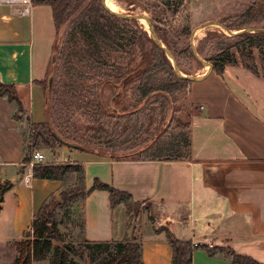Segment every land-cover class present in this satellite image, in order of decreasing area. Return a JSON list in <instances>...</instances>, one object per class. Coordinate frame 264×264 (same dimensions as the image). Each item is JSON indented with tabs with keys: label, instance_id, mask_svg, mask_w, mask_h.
<instances>
[{
	"label": "crops",
	"instance_id": "obj_1",
	"mask_svg": "<svg viewBox=\"0 0 264 264\" xmlns=\"http://www.w3.org/2000/svg\"><path fill=\"white\" fill-rule=\"evenodd\" d=\"M39 5L47 4L0 3V82L14 86L22 110L31 117L37 112L36 122L43 116L41 81L55 32L48 35L42 73L36 72L32 8ZM230 71L225 67L220 75L206 67L192 75L200 78L186 91L188 111L193 107L188 159L112 160L58 149L60 159L83 164L86 189L97 179L133 200L129 211L124 203L111 206L108 191L90 190L83 200L86 241L122 240L127 216L133 214L144 264L171 263L163 226L198 245L192 264H234L231 252L264 264V97ZM17 104L0 95V184H6L0 244L23 238L41 203L60 187V181L38 178L31 187L24 184L25 138L14 116Z\"/></svg>",
	"mask_w": 264,
	"mask_h": 264
},
{
	"label": "rangeland",
	"instance_id": "obj_2",
	"mask_svg": "<svg viewBox=\"0 0 264 264\" xmlns=\"http://www.w3.org/2000/svg\"><path fill=\"white\" fill-rule=\"evenodd\" d=\"M166 1L167 5L163 0H112L117 6L115 11L124 14H146L152 17L157 34L165 36L169 46L177 55L179 67L190 75L204 67L190 54L188 48L192 30L202 23L217 22L224 17L241 14L252 6L255 20L247 26L264 27V0ZM178 1H181L180 6H178ZM102 10L104 9L101 0H87L56 33H53L51 51L47 58L49 73L43 82L44 91L48 76L51 74L53 78L47 111L43 107L41 121L36 122L39 116L35 110H33L32 117L24 111L15 110L14 116L21 123L25 145L36 144L37 149L45 155V160L41 164L73 163L71 160H62L58 157V149L62 146H56V149L52 151L40 137L35 138L34 127L45 122L46 115L54 130L66 133L73 143L80 142L89 147L106 149V142H116L118 143L116 150L121 153L129 152L124 149V145L132 146L149 133L155 134L158 130H164L168 126L171 127L170 131L178 127L187 129L190 126V113L193 112V107L188 111L187 89L181 90L175 100L172 97H154L135 116L128 115L123 118L115 115L102 116L98 110H94V107L87 104L86 101L90 96L88 92H91L89 86L85 85V98L82 99L84 103L74 95V85L68 86L67 82L70 83L76 73H85L88 78L102 77L103 74L112 70L109 65L103 63V59L107 58H110L109 62L114 59V62L118 64L115 71H112L113 74L125 67L123 64H127V69L124 70L127 72L133 67L134 56L136 61L140 60L139 34L145 31L148 36L150 35L144 29L143 21L104 16ZM32 14H34L32 25L34 68L36 72L42 73L48 35L54 30L50 6H35L32 8ZM229 23L235 26L236 22ZM82 28L87 29L89 37ZM133 32H136V44L133 41ZM226 36H228L227 32L216 25L201 27L195 33L194 48L203 57H212L219 50L218 42L224 40ZM144 43L148 62L154 64L156 59L153 58L152 52L149 54V51H153L152 44L146 41ZM52 56H54V65L51 63ZM124 57L126 60L123 59ZM223 57L226 61L224 68H230L233 78L243 81V86L250 90L252 88L255 93L264 97L263 48L256 45L231 48L229 53ZM133 85L134 83L131 84ZM112 93L113 91L109 89L104 91L103 102L107 111H110L109 106H114L119 111H130L138 107L141 101V98L137 96L135 103L130 86L124 89L116 99L115 97L111 99ZM43 98L42 95V106H44ZM110 99L113 100L111 105H109ZM108 114L112 115V112ZM63 146L69 148L66 145ZM75 152L80 151L75 149ZM82 220L83 202L78 199L69 205L64 215V224L60 226L64 234V242L73 246L76 253L74 258L78 264H107L109 256L106 252L101 256L96 255L98 250L83 238ZM126 228L124 238L139 241L138 222L133 214L127 216ZM15 243L14 241L0 244V264L13 263L18 256ZM38 264H48V261Z\"/></svg>",
	"mask_w": 264,
	"mask_h": 264
},
{
	"label": "trees",
	"instance_id": "obj_3",
	"mask_svg": "<svg viewBox=\"0 0 264 264\" xmlns=\"http://www.w3.org/2000/svg\"><path fill=\"white\" fill-rule=\"evenodd\" d=\"M86 1L87 0H31L34 4H47L50 6L55 33ZM163 2H165L166 5L168 4L166 0H163ZM180 4L181 1H178V6H180ZM102 11L104 13L102 15L104 16L109 15L113 18H119L108 13L105 9ZM253 15L252 6H250L243 13L224 17L218 22L228 30L238 31L234 29L237 28L241 30L250 27L247 25L254 22L255 17ZM150 19L153 23L154 19L152 17H150ZM232 21L236 22L235 26H231L229 23ZM153 27L158 38L173 53L177 66L179 67L177 55L169 46L165 36L157 34V28L154 24ZM82 30L85 31L86 36L89 37L87 29L82 28ZM132 35L133 41H135L134 43L136 44V32H133ZM145 41L152 44L153 51H149V54L151 52L153 53V58L156 59L154 64L148 62L149 58L145 50ZM138 45L140 49V60L136 61V57L134 56L132 60L133 67L127 72H124V70L127 69V64H123L125 67L120 68L116 74H113L112 71H115L116 65L118 64L114 62V59L109 62L108 59L110 58L106 57L107 59H103V63L109 65L112 69L109 73L103 74L102 77L98 78H88L85 73L79 72L75 74V78L71 80L70 83L67 82V85H74L73 93L83 103L84 101L82 99L85 98V85L89 86L91 92H88L90 96L86 103L94 107V110H98L102 116L108 117L114 115L119 118L128 115L135 116L136 113L154 97H172L173 100H175L177 94L180 93L181 90L187 89L191 81L176 75L164 50L159 47L153 41L151 35L148 36L145 31L139 34ZM218 45L219 50L212 57H203L198 50L196 51L202 59L212 64V69L214 71L221 75L223 74L226 64L223 56L228 54L231 48H243L245 46L256 45L263 48L264 51V32H239L234 35H228L224 40L218 42ZM188 48L190 54L195 57L190 45ZM123 59L126 60V57ZM179 69L183 71L180 67ZM132 72H135L134 75L121 86L120 91L130 86L135 103L137 101V96L141 98L139 106L130 111H119L114 106H109L110 111H107L103 102L104 91L106 89L112 90L111 99L113 97L116 99L120 94L117 84ZM183 72L186 73L185 71ZM47 73L49 72L47 71ZM44 80L41 81L43 94L45 92L43 89ZM133 83L134 85L131 86ZM46 87H44L45 90ZM118 92L119 94L116 96ZM0 95L5 96L9 101L17 102V110L23 111L17 99L16 90L12 84L0 82ZM111 99L109 105L112 104L111 101L113 100ZM109 112H112V115H109ZM34 128L35 138L40 137L42 142L52 151L56 149V146H63V141H67L84 147L83 150L79 151L89 152L112 160H184L190 157L191 151L190 126L187 129L178 127L171 131L169 130L171 127L168 126L164 130H158L155 134H153V132L149 133L132 146L124 145V149L129 150V152L124 153L117 152L118 143L116 142H106V149L89 147L80 142L73 143V140L70 139L66 133L54 130L47 115L45 122L39 125L37 124ZM123 143H125V141ZM28 146H25L24 160L31 149L38 148L36 144H30ZM33 178L60 181L59 192L58 194H51L44 199L33 216L30 230L23 234L22 239L15 241L18 256L14 259L12 264H35L46 260L48 264H78V261L74 258L76 254L74 248L71 244H66L64 242V234H62L60 226L64 224V215L69 205L78 199L83 202L90 190L102 189L108 191L111 206L124 203L129 211L133 208V200L129 193L104 184L97 179L90 189H86L84 166L79 162L68 164H38L33 169ZM5 189L6 184H0V201H2V194ZM161 230L165 231L166 239L172 249V260L170 264H192V251L198 245H193L192 242L188 240L178 239L167 227L163 226ZM87 242L91 243L98 250L96 255L101 256L106 252L109 256L107 264H144L141 258V243L138 240L124 238L122 241L109 240ZM209 251L211 250L209 249ZM231 256L234 264H261L250 256L237 254L235 252H231Z\"/></svg>",
	"mask_w": 264,
	"mask_h": 264
},
{
	"label": "water",
	"instance_id": "obj_4",
	"mask_svg": "<svg viewBox=\"0 0 264 264\" xmlns=\"http://www.w3.org/2000/svg\"><path fill=\"white\" fill-rule=\"evenodd\" d=\"M101 3H102L103 8L108 13H110L112 15H115V16H117L119 18L126 19V20H139L140 18L145 19L146 22H147V24H148L149 33H150L153 41L159 47H161L164 50L167 58L171 62V65H172V67H173L176 75L179 76V77H181V78L189 79L190 81L197 80V79L200 78L198 76L188 75V74L184 73L183 71H181L179 69V67L177 66V62H176V59H175L173 53L163 44V42L156 35V33L154 31L153 23H152V21H151V19H150L149 16H147L146 14H124L122 12H118V11H114V10L110 9L107 6L105 0H101ZM211 25H216V26L224 29L227 32L228 35H234V34L239 33V32H264V28H252V27H246V28H243V29L238 30V31H231V30L226 29L218 21L217 22H214V21H206V22L202 23L198 28L193 29L192 32H191V35H190L189 44H190V47L192 48V52H193L194 56L196 57V59L201 64H203L204 66L207 67V72L210 71V70H212V64L209 63V62H207V61H205L204 59H202L199 56L198 52L194 48V36H195V33H196V30L197 29H199L201 27L211 26ZM51 63H52V65H54V56H52V58H51ZM135 72L130 73L125 78H123L119 84H117V87L119 88V92H120L121 86L124 85L128 81V79H130L134 75ZM52 78H53V76L50 74L48 76V79H47V87H46V90L44 92V110H47L48 99H49V92L51 90V84H52ZM119 92L116 95H118ZM63 144L66 145V146H68V147H70V148H73V149H78V150H83L84 149V147H82L80 145L72 144V143L67 142V141H63ZM57 199H58V197H57Z\"/></svg>",
	"mask_w": 264,
	"mask_h": 264
},
{
	"label": "built area",
	"instance_id": "obj_5",
	"mask_svg": "<svg viewBox=\"0 0 264 264\" xmlns=\"http://www.w3.org/2000/svg\"><path fill=\"white\" fill-rule=\"evenodd\" d=\"M23 3L27 7L31 6V0H0V3H6V4H12V3ZM27 7L23 8V11L26 12ZM26 146V145H25ZM45 160V155L37 148L31 149L26 159L23 160L22 165L24 166V173H23V182L26 186L31 187L32 186V180H33V169L36 165L43 163ZM193 245H196L192 243Z\"/></svg>",
	"mask_w": 264,
	"mask_h": 264
},
{
	"label": "bare ground",
	"instance_id": "obj_6",
	"mask_svg": "<svg viewBox=\"0 0 264 264\" xmlns=\"http://www.w3.org/2000/svg\"><path fill=\"white\" fill-rule=\"evenodd\" d=\"M105 2H106L107 6H108L110 9H112V10H114V11L117 10V6L115 5V3L112 2V0H105ZM139 21H143L142 24H143V26H144V29H145L146 31L149 32V27H148V24H147L146 20L143 19V18H140ZM198 30H199V29H197L196 32H197ZM198 34H199V33H198ZM198 37H199V36H198ZM205 70H206V67L204 66L203 69H202V71H205Z\"/></svg>",
	"mask_w": 264,
	"mask_h": 264
},
{
	"label": "flooded vegetation",
	"instance_id": "obj_7",
	"mask_svg": "<svg viewBox=\"0 0 264 264\" xmlns=\"http://www.w3.org/2000/svg\"><path fill=\"white\" fill-rule=\"evenodd\" d=\"M123 90L120 91V93L122 92ZM120 95V94H119Z\"/></svg>",
	"mask_w": 264,
	"mask_h": 264
}]
</instances>
